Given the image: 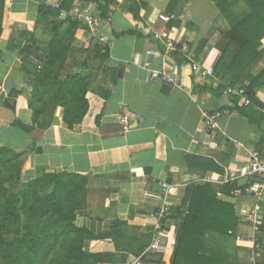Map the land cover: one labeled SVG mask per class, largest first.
<instances>
[{"label": "crops", "instance_id": "obj_1", "mask_svg": "<svg viewBox=\"0 0 264 264\" xmlns=\"http://www.w3.org/2000/svg\"><path fill=\"white\" fill-rule=\"evenodd\" d=\"M94 1L67 0L64 4L65 9L87 4L96 14L103 13L102 31L109 36V55L103 63L107 71L101 70L99 58L90 62L87 114L79 129L69 130L58 108L47 128L27 132L12 123L17 119L32 124V111L27 105L31 87L25 74L31 66L21 67L20 49L40 25L38 3L6 0L12 24L0 38V146L23 153V181L34 178L42 167L86 177V205L75 220L91 235L84 241V250L116 252L110 237L113 221L127 225V237L116 252L125 255V260L109 264H130L138 256H142V264L168 263L179 229L175 211L181 207L188 186L206 183L211 195L233 206L237 222L231 230L242 236L236 240L228 233L207 231L206 252L222 255L235 264H264V204L257 235L260 246L256 247L251 229L237 213V208L250 205L253 199L232 190L224 192L228 184L224 179L249 161L251 150L264 154V58L250 70L257 77L255 101L244 107L243 114L222 116L216 137L211 139L203 124V112L231 110L235 109V100L241 103V95L225 93L232 88L227 70L238 45L233 44L221 57L225 47L221 34L226 23L212 1L175 0L171 6V0H97L101 8ZM53 2L47 0L49 5ZM160 12L174 13L176 19L163 24L157 18ZM71 24L65 61L68 69L97 44L82 23ZM162 28L187 44L188 55L164 53L153 36ZM52 35V31L44 30L35 40L33 54L41 56ZM255 48L264 52V37ZM189 60L213 67L220 84L215 85L212 79L199 80ZM150 68L177 74V84L152 79ZM11 92L15 95L9 97ZM124 115L128 116L125 128L119 123ZM186 155L195 159L188 162ZM163 181L174 185L169 200L175 207L157 233L158 249L147 250L154 236L153 213L163 203ZM135 242L144 245L137 255L130 250L136 249ZM150 254L160 259H147Z\"/></svg>", "mask_w": 264, "mask_h": 264}, {"label": "trees", "instance_id": "obj_2", "mask_svg": "<svg viewBox=\"0 0 264 264\" xmlns=\"http://www.w3.org/2000/svg\"><path fill=\"white\" fill-rule=\"evenodd\" d=\"M32 1L38 3L37 22L40 25L34 28L20 49L21 67L31 66L25 74L31 87L27 105L32 111V124L17 119L12 124L27 132L43 130L51 124L54 113L60 108L61 120L67 128L79 129L89 109L90 62L99 58L100 68L106 72L103 63L109 55L108 48L102 52L103 48L97 43L94 50L85 51L81 59L66 69L73 21H58V11L47 4V0ZM59 1L64 8L67 0ZM211 1L226 23L221 34L225 42L221 57L233 44L238 45L227 70L231 76L229 84L237 88L238 95H246L250 103L254 102L253 88L257 77L250 74V70L254 63L264 58V52L255 48L264 37V0ZM94 2L101 8L97 0ZM174 2L171 0L169 5ZM130 11L138 18L132 8ZM98 15L103 18V13ZM11 24L6 0H0V38ZM44 30L52 31L53 35L46 50L38 56L33 54L35 40ZM13 95L15 92L9 97ZM234 103L237 113L243 114L246 106L237 100ZM186 159L191 162L195 157L186 155ZM22 165V152L0 146V264L123 263L125 255L116 254L122 249L121 241L127 237V225L123 221L114 220L110 234L116 252L100 254L84 250V241L91 235L78 227L75 220L86 205L85 176L67 171L47 173V168L42 167L37 169L34 178L23 181ZM224 186V192L229 193L238 185L233 182ZM210 189L207 183L187 187L181 207L174 210L180 221L169 262L155 264H235L204 248L207 231L227 234L237 222L233 206L211 195ZM134 245L136 249L130 250L135 255L142 252L143 243Z\"/></svg>", "mask_w": 264, "mask_h": 264}, {"label": "built area", "instance_id": "obj_3", "mask_svg": "<svg viewBox=\"0 0 264 264\" xmlns=\"http://www.w3.org/2000/svg\"><path fill=\"white\" fill-rule=\"evenodd\" d=\"M50 6L58 11V21L72 20L82 23L92 38L103 48L102 52H104V48H108L109 36L102 31V17L96 14L92 7L87 4H75L70 9H65L61 7L59 0H55ZM157 18L163 24H168L176 19V15L174 13L160 12ZM153 36L161 43L164 53H185L188 55L189 48L187 44L174 38L168 29L162 28L159 31H155L153 32ZM189 61L191 62V67L199 80L206 81L212 79L215 85L220 84L221 79L220 77L215 76L213 67H203L198 61ZM149 71L152 79L162 80L165 83L173 85H176L178 82V76L175 73H168L164 70H155L152 68H150ZM225 93L226 95L233 93L238 94V91L228 87ZM241 103L243 106L251 104L250 100L245 95H241ZM237 114L238 113L234 108L231 110H218L212 112L204 111L202 114L203 124L208 136L211 139L216 137L219 120L222 116H232ZM119 123L125 128L128 124V116H121L119 118ZM249 155V161L242 168L232 172L229 178L224 179V183H233L244 177L248 178V182L245 185H238L235 190H233V193L245 195L246 197L253 199V203L250 205L237 208V213L241 218V222L248 225L251 229L255 245L256 247H259L260 244L257 241V235L259 234L262 225V207L264 204V154L253 149L250 151ZM252 178H258L261 181H254ZM172 188H174V185L167 181L160 183L163 203L159 205L153 213L154 236L149 243L147 250L158 249L160 239L157 237V233L162 230L164 222L172 215L173 208L175 207V203L169 200ZM227 233L228 235L233 236L236 240L242 239V236L239 233H236L231 229L228 230ZM130 264H142V256L134 258Z\"/></svg>", "mask_w": 264, "mask_h": 264}, {"label": "water", "instance_id": "obj_4", "mask_svg": "<svg viewBox=\"0 0 264 264\" xmlns=\"http://www.w3.org/2000/svg\"><path fill=\"white\" fill-rule=\"evenodd\" d=\"M46 172H47V173H53V170H52V169H47ZM252 180H254V181H261V180H259L258 178H252ZM247 182H248V178H247V177H244V178H242V179H240V180L238 181V184H239V185H245ZM147 259L152 260V261H155V260H159L160 257H159L158 255H156V254H150V255L147 257Z\"/></svg>", "mask_w": 264, "mask_h": 264}, {"label": "rangeland", "instance_id": "obj_5", "mask_svg": "<svg viewBox=\"0 0 264 264\" xmlns=\"http://www.w3.org/2000/svg\"><path fill=\"white\" fill-rule=\"evenodd\" d=\"M66 69H68L67 67H65Z\"/></svg>", "mask_w": 264, "mask_h": 264}]
</instances>
